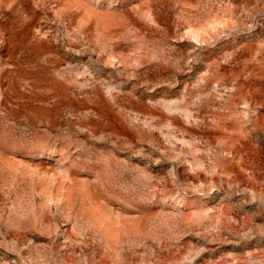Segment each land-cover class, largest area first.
Segmentation results:
<instances>
[{
	"label": "rangeland",
	"instance_id": "1",
	"mask_svg": "<svg viewBox=\"0 0 264 264\" xmlns=\"http://www.w3.org/2000/svg\"><path fill=\"white\" fill-rule=\"evenodd\" d=\"M0 264H264V0H0Z\"/></svg>",
	"mask_w": 264,
	"mask_h": 264
}]
</instances>
